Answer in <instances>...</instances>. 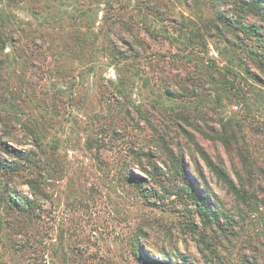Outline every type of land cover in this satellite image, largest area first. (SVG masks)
<instances>
[{"label": "rangeland", "instance_id": "374dc122", "mask_svg": "<svg viewBox=\"0 0 264 264\" xmlns=\"http://www.w3.org/2000/svg\"><path fill=\"white\" fill-rule=\"evenodd\" d=\"M49 2L63 23L46 16ZM49 2L25 0L13 6L14 25L43 33L39 38L35 34L37 40L24 52H12L0 77V100L12 103L22 122L37 121L44 136L40 163L46 168L42 175L47 200L38 226L40 253L35 249L17 260L21 264H144L138 259L141 255L168 264H264L260 217L243 213L197 149L214 162L220 160L234 179V171L241 168L237 154H247L254 190L264 203V86L235 69V83L244 90L245 100L219 101L213 77L225 74L229 63L222 45L208 37L205 50L192 47L186 41L187 29L179 44L170 40L180 25L201 26L213 10L232 15L234 0ZM4 3L0 0V9ZM34 5L41 14L31 16L28 10ZM82 13L94 23L93 37L107 38L120 52L132 46L136 57L118 64L100 47L82 60L64 51L62 43L70 41V15ZM247 21L261 27L264 40V21L252 14ZM147 28L155 36L148 35ZM222 35L230 38L229 33ZM56 43L60 48L54 47ZM237 54L241 63L261 76L245 52ZM223 119L234 120L241 130L230 151L215 140ZM11 133L13 138L5 135L3 140L30 148L28 132H21L15 123ZM166 145L181 157L202 195L214 196L213 203L230 221V225L222 223L229 228L226 234L216 226L204 230L193 205L165 196L162 186L172 189L175 184L167 176ZM147 156L167 174V182L152 176ZM128 172L143 179L149 198H141L138 189L124 180ZM17 185L27 192L26 186ZM188 219L196 229L186 225Z\"/></svg>", "mask_w": 264, "mask_h": 264}, {"label": "trees", "instance_id": "16d2710c", "mask_svg": "<svg viewBox=\"0 0 264 264\" xmlns=\"http://www.w3.org/2000/svg\"><path fill=\"white\" fill-rule=\"evenodd\" d=\"M2 1L5 3L3 9H0V77L2 76V70L6 69L4 65L9 61L12 52H15V54L24 52L29 44L37 40L35 34H38L39 38L43 33L41 30L34 34L30 26L24 29L22 25H14L12 19H15L16 15L13 16L12 8L14 5L22 3L25 0ZM46 1L49 2V0ZM215 2L220 3L219 0H215ZM55 8L56 6L52 3H45L44 9L47 11L46 16L57 23H63V18L58 15L57 11H54ZM231 9L232 15L230 16L222 14L220 9L213 10L211 19L204 20L201 26L194 24L180 25L174 31L173 39L170 40L172 44H179L186 36V31L184 32L183 29H187L188 38L186 41H189L192 47H199L200 50H205L207 48L206 39L208 37L213 38L215 42L221 44L222 54L224 52L229 57V63L224 66L225 74L220 73L219 77H213L216 78L214 81L218 85L216 97L219 101L223 98L231 99L236 97L238 102H240L239 99L245 100L246 94L239 84L235 83L237 75L235 69L243 71L253 83L264 86V40L261 39V27L247 21L249 14L257 16L264 21V1L234 0ZM28 11L31 16H37L35 15L36 13L38 15L41 14V9L36 5L30 7ZM59 14L61 15V13ZM70 16L69 20L72 21V27L67 32V37L70 41L68 44L62 43V48L64 51L76 55L75 57L78 60H82L85 57L91 58L94 54L93 50L98 49V47L108 50L109 55L116 59L118 64L126 63L129 57H136L132 46L120 52L107 38L99 39L96 36L93 37L94 23L87 22L85 13H82L78 17L73 14ZM59 29L62 33L65 32L64 27L60 26ZM224 32L230 34L229 39L222 35ZM146 33L155 36L150 28L146 29ZM98 39L100 44H97ZM136 43L139 44L138 39H136ZM54 47L60 48L59 43H56ZM6 50H10L11 53H6ZM242 51L247 54L249 62L258 70L262 78L249 70L245 63L240 62L237 53ZM87 62H89V59H87ZM22 65L25 64L22 63ZM228 78L233 83H230ZM5 90L11 92L8 88ZM247 100L249 101L248 96ZM12 108H14L12 103L4 102V99L0 100V212L4 215V217L0 216V264H21L17 260L19 256L21 257L35 249L40 253L38 247L40 246L41 236L38 232V226L43 216L45 200H47L46 190L43 188L45 180L42 175V172L46 171V168L41 167L40 163L41 156L44 153L42 129L38 127L37 121L30 123L22 122L13 113L15 110ZM173 113L175 116L178 114ZM184 120L187 123V118ZM15 123L16 126H19L21 132H28L32 138L33 143L30 145V148L20 149L3 140L5 135L13 138L14 134L11 133V130L12 125H15ZM219 124L220 130L216 132L215 140L220 141L222 146L230 151L231 144L237 143L240 138L241 130L239 129V125L234 120L227 119H223ZM12 132H14V129ZM197 149L212 174L215 175L218 181L235 198L238 206L242 208L243 213L257 214L264 228V203L262 199L258 198L254 190L252 164L247 154L242 152L237 154L241 162V168L240 170L234 171L237 178L234 179L220 160L219 162H214L201 149ZM164 151L167 158L165 165L168 168V175L162 173L158 165H154L150 156H147L146 159L148 166L152 170L153 177L159 176L158 180L167 182L166 176H164L167 175L171 176L173 182H175L173 188L176 186L177 189H166L165 186H162L165 196H174L185 204L193 205L194 214L198 217L204 230H211L216 226L221 233L226 234L229 228L222 226V223L225 222V225H230V221L218 209L216 203H213L214 196L211 199H206L202 195V192L191 183L185 171L183 161L175 150L170 148L169 145H166ZM123 178L138 189L141 198H149V191H147L148 189L146 187H143V179L141 177L128 172L123 175ZM18 182L20 185L27 187V192L17 189ZM152 194L154 196L156 193ZM185 209L190 213L187 208ZM186 225L196 229L195 224L189 221V219ZM65 255L64 252H61L60 257L62 260H66ZM138 259L144 264H168L163 259L155 261L141 255ZM42 260L44 259L42 258ZM180 264L185 263L181 262Z\"/></svg>", "mask_w": 264, "mask_h": 264}]
</instances>
